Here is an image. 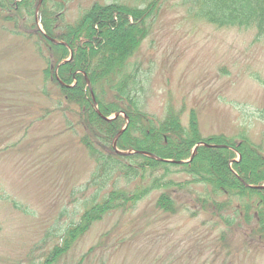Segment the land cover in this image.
I'll use <instances>...</instances> for the list:
<instances>
[{"label":"rangeland","instance_id":"obj_1","mask_svg":"<svg viewBox=\"0 0 264 264\" xmlns=\"http://www.w3.org/2000/svg\"><path fill=\"white\" fill-rule=\"evenodd\" d=\"M112 1L70 0L67 17L72 21L93 3ZM155 1L146 19L149 33L130 60L141 65L146 109L162 114L168 101L185 105L186 124L194 108L204 136L242 132L264 151V39L255 40L250 28L194 22L182 0ZM114 30L116 40L127 38L124 26ZM21 42L0 30V264L44 260L45 231L63 219V209L71 211V190L93 168L56 108V90L48 88L50 99L41 91L40 58ZM67 117L78 130L72 114ZM191 189L201 192L200 185ZM177 193L180 210L173 215L154 212V198L142 201L95 223L58 264H264L263 242L232 229L231 247L239 248L228 254L220 242L228 228L202 212L188 192ZM111 230L108 246L95 247L89 260L78 263Z\"/></svg>","mask_w":264,"mask_h":264},{"label":"trees","instance_id":"obj_2","mask_svg":"<svg viewBox=\"0 0 264 264\" xmlns=\"http://www.w3.org/2000/svg\"><path fill=\"white\" fill-rule=\"evenodd\" d=\"M69 2L42 0L36 16L38 0H0V30L31 46L38 55L42 93L50 99L53 94L48 88L56 90V108L63 112L66 128L77 134L78 143L93 163L88 179L70 192L71 211L63 209L59 213L63 219L45 231L41 245L46 253L39 264H58L95 223L112 214L133 211L142 201L154 198V212L173 215L180 210L176 199L182 190L202 212L228 228L220 235L228 254L239 248L231 247L232 229L264 243L261 146L242 132L234 138L222 132L204 136L194 108L188 112L187 123H182L185 105L177 108L168 101L162 114L146 109L148 89L141 65L130 60L149 33L146 19L156 1L95 2L72 21L67 17ZM182 4L194 22L204 21L216 28H250L255 31V40L264 39V0H182ZM121 26L127 38L116 40L114 27ZM70 51L71 60L57 66ZM84 74L100 114L109 117L122 112L128 118L117 148L149 152L160 160L115 151L113 139L126 121L122 115L107 120L97 113ZM69 113L80 133L68 119ZM199 142L207 145H199L190 161L176 162L187 161ZM214 144L217 146H211ZM197 185L199 194L191 189ZM114 231L101 234L78 263L89 260L95 247L105 249L106 237Z\"/></svg>","mask_w":264,"mask_h":264},{"label":"water","instance_id":"obj_3","mask_svg":"<svg viewBox=\"0 0 264 264\" xmlns=\"http://www.w3.org/2000/svg\"><path fill=\"white\" fill-rule=\"evenodd\" d=\"M41 1H42V0H39V2H38L37 10H38V7H39ZM51 41H54V42H55V40H53V39H51ZM71 56H72V52H71V55L69 56V58L66 59V60L61 61L60 64L65 63V62H67V61H70ZM86 82H87V86H88L89 89H90V92H92V90H91V88H90V83H89V81L87 80V78H86ZM91 95H92V93H91ZM92 98H93V102H95L93 96H92ZM94 104H95V103H94ZM97 112H98V110H97ZM98 113H99V112H98ZM118 115H119V113H115L114 117H117ZM124 117L127 119V117H126L125 115H124ZM124 129H125V127H123V128L118 132V134L116 135L115 139L113 140V145H112L113 148L116 149L115 151H116L117 153H119V154H122V155H124V154H128V153H131V152H132V151H120V150H117V148H116V141H117V138H118V136L122 133V131H123ZM204 144H205V143H203V142H199V143H197V144L194 146V148H193V152H192V155H191V157L189 158L188 161H190V160L193 158V156L195 155V153H196V148H197L199 145H204ZM214 146H215V145H214ZM136 152H138V153H140V154H143V155H146V156H149V157H151V158H153V159H160V158L157 157L156 155H154V154H152V153H149V152H145V151H136ZM182 162H185V161H178L177 163H182Z\"/></svg>","mask_w":264,"mask_h":264},{"label":"bare ground","instance_id":"obj_4","mask_svg":"<svg viewBox=\"0 0 264 264\" xmlns=\"http://www.w3.org/2000/svg\"><path fill=\"white\" fill-rule=\"evenodd\" d=\"M118 139V138H117ZM119 150V149H118ZM122 155V154H121ZM125 155V154H124Z\"/></svg>","mask_w":264,"mask_h":264}]
</instances>
